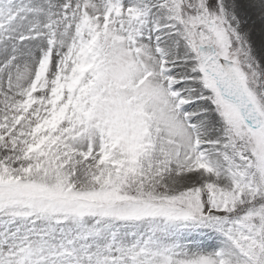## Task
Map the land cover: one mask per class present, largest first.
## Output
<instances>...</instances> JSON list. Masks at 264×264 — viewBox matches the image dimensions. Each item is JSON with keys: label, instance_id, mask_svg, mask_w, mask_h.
Instances as JSON below:
<instances>
[{"label": "snow or ice", "instance_id": "snow-or-ice-1", "mask_svg": "<svg viewBox=\"0 0 264 264\" xmlns=\"http://www.w3.org/2000/svg\"><path fill=\"white\" fill-rule=\"evenodd\" d=\"M264 0H0V264H264Z\"/></svg>", "mask_w": 264, "mask_h": 264}, {"label": "rangeland", "instance_id": "rangeland-1", "mask_svg": "<svg viewBox=\"0 0 264 264\" xmlns=\"http://www.w3.org/2000/svg\"><path fill=\"white\" fill-rule=\"evenodd\" d=\"M257 21H260L259 19ZM259 32L261 34H259ZM258 32V35L255 33H251V42L254 46V48L257 49V46H261L262 43H264V28H260V31ZM256 36L257 38H255Z\"/></svg>", "mask_w": 264, "mask_h": 264}, {"label": "bare ground", "instance_id": "bare-ground-1", "mask_svg": "<svg viewBox=\"0 0 264 264\" xmlns=\"http://www.w3.org/2000/svg\"><path fill=\"white\" fill-rule=\"evenodd\" d=\"M258 19H259V17H256L255 23L254 24L250 23L249 29H248L251 33H255L257 35H258V32L260 31V28H264V25H262L260 21H257ZM259 34H261V33L259 32ZM254 37L257 38L256 36H254ZM259 47H260V45L257 46V49H259Z\"/></svg>", "mask_w": 264, "mask_h": 264}]
</instances>
